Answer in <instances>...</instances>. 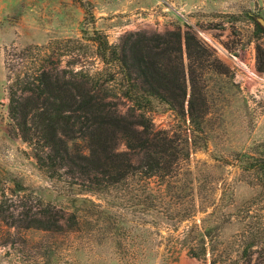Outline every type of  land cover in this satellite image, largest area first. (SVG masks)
<instances>
[{
	"label": "rangeland",
	"instance_id": "1",
	"mask_svg": "<svg viewBox=\"0 0 264 264\" xmlns=\"http://www.w3.org/2000/svg\"><path fill=\"white\" fill-rule=\"evenodd\" d=\"M259 19L264 0H0V264H264ZM177 28H190L222 62L205 75L203 134L173 111L151 114L156 130L191 144L175 192L152 184L185 206L148 213L126 202L129 194L144 200L139 177L127 190L96 195L84 193L82 178L53 181L40 171L9 114L11 90L28 87L17 83L44 66L57 77L101 78L97 38L116 45L132 33Z\"/></svg>",
	"mask_w": 264,
	"mask_h": 264
},
{
	"label": "trees",
	"instance_id": "2",
	"mask_svg": "<svg viewBox=\"0 0 264 264\" xmlns=\"http://www.w3.org/2000/svg\"><path fill=\"white\" fill-rule=\"evenodd\" d=\"M96 41L105 64L101 78L84 72L80 80L57 77L44 66L17 83L28 86L21 95L11 90L10 117L40 171L53 181L82 178L89 183L84 193L108 195L121 185L127 190L126 183L139 177L146 183L144 200L129 194L126 202L148 213L158 206L177 212L185 206L182 199L168 198L164 188L157 192L152 184L160 180L175 192L191 144L156 130L151 114L160 108L173 111L203 134L209 110L205 75L222 62L190 28L132 33L116 45L105 38ZM257 57L260 64L261 46ZM117 99L126 101L125 112ZM44 220L50 222V213Z\"/></svg>",
	"mask_w": 264,
	"mask_h": 264
},
{
	"label": "water",
	"instance_id": "3",
	"mask_svg": "<svg viewBox=\"0 0 264 264\" xmlns=\"http://www.w3.org/2000/svg\"><path fill=\"white\" fill-rule=\"evenodd\" d=\"M259 23L264 26V20L263 19H259Z\"/></svg>",
	"mask_w": 264,
	"mask_h": 264
}]
</instances>
